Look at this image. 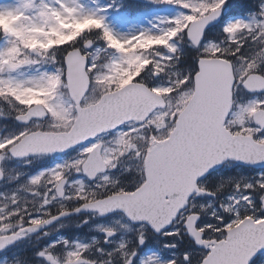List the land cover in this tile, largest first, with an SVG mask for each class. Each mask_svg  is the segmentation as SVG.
Wrapping results in <instances>:
<instances>
[{
  "label": "snow or ice",
  "instance_id": "snow-or-ice-1",
  "mask_svg": "<svg viewBox=\"0 0 264 264\" xmlns=\"http://www.w3.org/2000/svg\"><path fill=\"white\" fill-rule=\"evenodd\" d=\"M0 264H264V0L0 3Z\"/></svg>",
  "mask_w": 264,
  "mask_h": 264
},
{
  "label": "rangeland",
  "instance_id": "rangeland-1",
  "mask_svg": "<svg viewBox=\"0 0 264 264\" xmlns=\"http://www.w3.org/2000/svg\"><path fill=\"white\" fill-rule=\"evenodd\" d=\"M10 2V0H0V3ZM103 3V0H100ZM156 12H165L167 9L164 6H160L158 9L155 10ZM149 20H154V14L150 16L148 19H132L128 21L127 26L120 24V22L116 19V17H111L110 22L115 21L116 27L121 32H128L131 33L133 31L139 30L141 27H148Z\"/></svg>",
  "mask_w": 264,
  "mask_h": 264
}]
</instances>
